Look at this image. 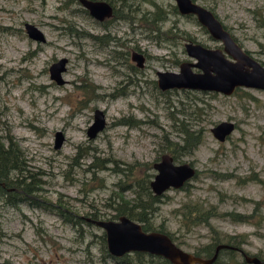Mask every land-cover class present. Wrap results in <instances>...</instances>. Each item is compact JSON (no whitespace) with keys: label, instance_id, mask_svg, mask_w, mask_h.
Returning a JSON list of instances; mask_svg holds the SVG:
<instances>
[{"label":"rangeland","instance_id":"rangeland-1","mask_svg":"<svg viewBox=\"0 0 264 264\" xmlns=\"http://www.w3.org/2000/svg\"><path fill=\"white\" fill-rule=\"evenodd\" d=\"M108 1L114 18L99 25L78 0H0V135L8 134L27 167L39 171L40 189L33 198L79 215L74 224L28 199L7 202L0 192V264H163L158 257L131 252L117 258L107 254L102 228L80 216L110 217L107 204L118 180L112 160L151 164L165 152V138L181 140L182 126L203 133L179 155L199 172L162 193L154 226L163 224L174 243L199 255L214 237L231 236L238 246L219 248V264H254L243 253L264 264V90L237 87L228 95L156 90L150 81L154 70L176 71L188 59L183 48L188 37L206 46L219 41L192 14L168 13L161 29H170L160 35L131 18V9L137 15L138 8L152 9L154 3L167 10L173 0ZM194 1L214 12L264 64V0ZM25 21L42 31L43 43L26 35ZM124 48L143 52L145 79L137 74V80L127 81ZM60 57L66 58L64 81L55 83L47 65ZM98 108L103 126L90 136L87 128ZM127 117L135 126L120 123ZM220 120L235 122L222 143L209 131ZM56 130L64 136L57 148ZM209 169L231 174L211 177ZM181 203L218 214L209 218V226L186 227L173 210ZM253 206L261 209L253 212Z\"/></svg>","mask_w":264,"mask_h":264},{"label":"water","instance_id":"water-1","mask_svg":"<svg viewBox=\"0 0 264 264\" xmlns=\"http://www.w3.org/2000/svg\"><path fill=\"white\" fill-rule=\"evenodd\" d=\"M89 15L103 19L111 14V5L105 0H78ZM180 14H192L204 26L208 34L218 40L222 47H208L197 41L185 40L184 52L188 59L178 63V69L155 70L156 84L160 89L185 88L192 90L214 91L228 95L236 87L258 88L264 90V64L244 49L232 37L217 16L207 7L194 0H173ZM28 37L43 41L42 31L30 22L23 23ZM132 59L141 63L143 55L132 51ZM65 57H60L49 66V74L57 83L64 80L61 72L65 70ZM94 121L87 131L95 130L103 124L101 109H95ZM234 129L231 120H220L210 130L218 140H223ZM62 132H54L53 147H59ZM155 170L149 180V187L154 194L165 189L178 188L194 174V168L187 162H174L166 152L152 163ZM102 228L107 252L111 256L140 251L168 260L172 264H211L216 258L219 248H233V245L217 243L209 257H201L187 252L175 244L166 232L157 230L145 231L138 221L125 215L116 218L99 219L82 216ZM246 261L259 264L260 260L243 253Z\"/></svg>","mask_w":264,"mask_h":264},{"label":"trees","instance_id":"trees-1","mask_svg":"<svg viewBox=\"0 0 264 264\" xmlns=\"http://www.w3.org/2000/svg\"><path fill=\"white\" fill-rule=\"evenodd\" d=\"M152 5V9L138 8L139 11L137 15L131 9V12L134 14L131 16V18L133 20L136 19V21L151 34L154 33L156 35H160L161 33H166V31H168L170 28L161 29V22L166 19L168 13L179 12L177 11L175 5H171L167 10H165L160 5L154 3ZM113 12H115L114 8ZM260 25L264 27V17H261ZM188 39L192 40L189 37ZM92 90L93 87L91 86L90 91ZM180 90L189 92L192 89L180 88ZM127 122L128 121L125 119L121 120V123ZM127 124L130 126L135 125V123L131 122H128ZM181 131V141L178 143L171 142L165 138L167 142L165 151L170 154L174 160L179 156V151L191 149L193 146L199 143L203 137V133L200 129L196 131L182 126ZM112 161L114 163L113 170L118 175V180L115 182L116 190L112 192V199L110 200V203L107 204V207L112 210V213L108 218L113 219L118 215H125L133 220L138 221L143 230H157L166 232L172 239V234L164 227L163 224H158L157 226H154L153 224L152 218L158 210L159 203L162 201V193L160 195L153 194L149 187L148 182L152 176L151 164L145 163L143 166H141L142 164H117L118 162L116 160ZM38 173V170L33 171L27 167L19 147L14 141L10 139V136L8 134L0 135V192L3 194L4 200L11 203H16L18 201L27 199L34 201L35 205L38 204L42 205L41 207H45L47 209H55V211H57V213L60 214L64 220L76 224V222L79 220V215L72 213L67 208H63L57 204L33 198V196L35 197L38 194L40 189L38 186L40 182V179L37 176ZM125 191L130 192V197H125L123 195V192ZM45 202L49 204H46ZM256 208L261 209L260 206H253L252 211L254 212ZM173 210L174 212L177 211L178 214H180L181 221L185 223L184 225L186 227L200 223H204L209 226V218L218 214L212 208H203L199 205L189 206L187 203H181L180 206ZM89 215L91 218H98L95 212H92ZM80 217L83 218L82 216ZM228 237H223V241H220L219 238L214 237L211 242L203 246L204 252L201 255H199L198 252H195V254L201 257H209L212 255L215 245L220 242L238 246L236 243L237 241L231 240V236ZM100 239L104 242L103 232L100 235ZM221 250H218V254L212 264H219L218 255ZM131 253L136 256L144 255L158 257L160 261L163 262V264H172L168 260L153 254L140 251H133ZM107 254L109 253L107 252ZM126 254L127 253H124L123 256Z\"/></svg>","mask_w":264,"mask_h":264},{"label":"flooded vegetation","instance_id":"flooded-vegetation-1","mask_svg":"<svg viewBox=\"0 0 264 264\" xmlns=\"http://www.w3.org/2000/svg\"><path fill=\"white\" fill-rule=\"evenodd\" d=\"M109 3V2H108ZM110 4V3H109ZM111 5V4H110ZM111 8H112V6H111ZM85 9V8H84ZM114 13L115 12H113V8H112V11H111V14L108 16V17H105V18H103V19H96V21L99 23V25H105L106 24V22H109L110 20H112L113 18H114ZM23 29H24V27H23ZM24 32H25V30H24ZM26 33V32H25ZM27 35V34H26ZM210 36V35H209ZM211 37V36H210ZM233 37V36H232ZM30 38V37H29ZM212 38V37H211ZM30 39H32V38H30ZM32 40H34V39H32ZM189 40V39H188ZM34 41H36V40H34ZM45 40H43V41H36V42H40V43H43ZM191 41H193V40H191ZM236 41V40H235ZM218 42V41H217ZM237 42V41H236ZM238 43V42H237ZM202 44V43H201ZM239 44V43H238ZM204 45V44H203ZM241 45V44H240ZM206 46V45H205ZM242 46V45H241ZM208 47H218V48H221L222 47V45H221V43L219 42V43H217V44H215V45H213V46H208ZM243 47V46H242ZM245 49V48H244ZM132 51H139V52H141L140 50H137V49H126V48H124L121 52H122V54H123V58L126 60L124 63H125V67H126V69H127V72H128V75H127V77H126V79H127V81L128 82H132V81H135V80H137V74H140L141 75V77L143 78V79H145V77H144V75H143V68H144V61H145V55L143 54V52H141L142 53V55H143V59L141 60V63L140 64H137L136 63V61L134 60V59H132ZM57 59H55V60H53V61H51L48 65H47V72H48V76H49V78L50 79H52L51 77H50V72H49V66H50V64L52 63V62H54V61H56ZM127 62V63H126ZM133 62V63H132ZM154 74H155V70H154ZM52 80H54V79H52ZM151 81V84H152V86L153 87H155L156 88V90H157V88L161 91V92H163V91H165V92H167V91H170V89H160L158 86H157V84H156V75H155V78L154 79H151L150 80ZM54 82L55 83H57L55 80H54ZM94 88H95V86H94ZM171 89H173V88H171ZM93 114H94V116H95V112H93ZM103 114H102V118H103ZM94 119V118H93ZM121 119H125L126 121H130V118H121ZM127 122V123H128ZM233 122V124H234V127H235V122L234 121H232ZM121 123V122H120ZM126 123V125H129V124H127ZM103 126V124L101 125V127ZM135 126V125H134ZM101 127H99V128H97V129H95V130H91V131H87V133H88V135H90V136H93L94 135V133L97 131V130H99ZM211 128V127H210ZM210 128H209V131H210V133L212 134V136H214L213 135V132L210 130ZM228 135H226L225 137H224V139L227 137ZM214 138H215V141L216 142H218V143H222V141L224 140H218V139H216V137L214 136ZM64 140V136H63V133H62V140H61V142ZM171 142H176V143H178L177 141H172V140H170ZM181 141V140H180ZM179 141V142H180ZM61 144V143H60ZM182 151V150H181ZM181 151H179L178 153H179V155H180V153H181ZM166 152V151H165ZM163 153V152H162ZM167 153V152H166ZM170 155V154H169ZM160 156V155H159ZM159 159V158H158ZM173 159V158H172ZM174 160V159H173ZM157 161V160H156ZM153 162H155V161H153ZM152 162V163H153ZM174 162H183V161H181V160H179V156L174 160ZM193 168H194V174H193V176L192 177H194V176H197V173L199 172V170H197V168L193 165V162L192 161H187ZM152 163H151V168H152ZM153 169V168H152ZM155 172V170L153 169V172H152V175H153V173ZM209 175L211 176V177H217V174H219V175H221L220 177H226L227 175L229 176L230 174H231V172H229L228 174H226V173H224V172H221V171H216L215 169H209ZM251 176V174L249 175V177ZM152 177V176H151ZM150 177V178H151ZM245 177H248V175H245L244 176V178ZM150 180V179H149ZM189 180V179H188ZM185 182H187V181H185ZM184 182V183H185ZM149 183V182H148ZM184 183H183V185H184ZM182 185V186H183ZM182 186H180V187H182ZM180 187H178V188H180ZM169 188H172V187H169ZM169 188H167V189H169ZM166 190V189H165ZM164 190V191H165ZM163 191V192H164ZM163 192H161V193H163ZM153 193V192H152ZM160 193V194H161ZM154 194V193H153ZM160 194H156V195H160ZM173 241V240H172ZM174 242V241H173ZM176 244V243H175ZM222 248H225V247H222ZM220 250V249H219ZM192 254H195V252L194 253H192ZM195 255H197V254H195ZM113 257H120V256H113ZM258 258V257H257ZM259 260H260V263L262 262V260L260 259V258H258ZM259 263V264H260Z\"/></svg>","mask_w":264,"mask_h":264}]
</instances>
